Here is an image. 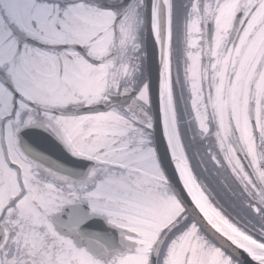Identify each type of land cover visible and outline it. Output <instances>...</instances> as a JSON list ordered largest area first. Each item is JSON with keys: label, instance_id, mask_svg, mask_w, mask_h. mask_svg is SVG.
<instances>
[{"label": "snow or ice", "instance_id": "1", "mask_svg": "<svg viewBox=\"0 0 264 264\" xmlns=\"http://www.w3.org/2000/svg\"><path fill=\"white\" fill-rule=\"evenodd\" d=\"M0 264H264V0H0Z\"/></svg>", "mask_w": 264, "mask_h": 264}]
</instances>
